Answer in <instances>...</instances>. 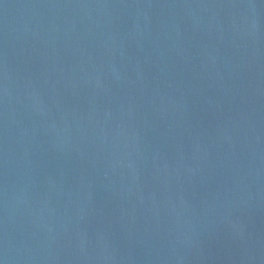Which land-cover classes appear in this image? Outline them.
Listing matches in <instances>:
<instances>
[{
  "label": "water",
  "instance_id": "water-1",
  "mask_svg": "<svg viewBox=\"0 0 264 264\" xmlns=\"http://www.w3.org/2000/svg\"><path fill=\"white\" fill-rule=\"evenodd\" d=\"M0 264H264V0H0Z\"/></svg>",
  "mask_w": 264,
  "mask_h": 264
}]
</instances>
